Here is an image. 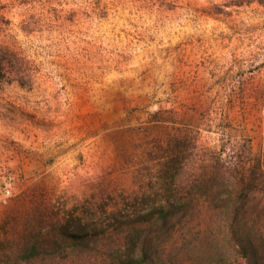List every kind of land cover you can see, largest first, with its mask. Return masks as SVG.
I'll use <instances>...</instances> for the list:
<instances>
[{"label": "rangeland", "instance_id": "rangeland-1", "mask_svg": "<svg viewBox=\"0 0 264 264\" xmlns=\"http://www.w3.org/2000/svg\"><path fill=\"white\" fill-rule=\"evenodd\" d=\"M0 40L32 71L24 86L0 78L1 238L24 234L43 204L97 211L106 229L104 209L123 206L120 195L153 164L148 149L172 137L189 155L179 243L196 252L224 236L227 187L193 186L211 174L195 163L219 157L246 174L264 162V0H0ZM244 208V220L264 223V186ZM13 255L0 244V264ZM98 256L66 249L24 264Z\"/></svg>", "mask_w": 264, "mask_h": 264}, {"label": "trees", "instance_id": "trees-1", "mask_svg": "<svg viewBox=\"0 0 264 264\" xmlns=\"http://www.w3.org/2000/svg\"><path fill=\"white\" fill-rule=\"evenodd\" d=\"M32 20L30 15L20 21L25 32L34 24ZM3 43L0 40V78L24 86L32 71L13 47ZM185 142L182 137H172L166 146L148 149L147 161L153 164L146 166L137 190L120 195L123 206L104 209L106 229L96 227L97 211L87 216L54 210L49 204L37 207L34 217L25 219L24 234L0 237V244L5 243L14 254L9 264H24L66 249L97 251L101 264H264V223L243 217L248 194L264 186V162L259 158L246 174L219 157L198 159L196 169L211 174L208 181L204 179L208 173L196 174L193 186L209 183L210 189L212 184L227 187V198L219 206L225 212L219 230L225 234L209 241L202 251H191L185 242L179 243L176 233L187 228L188 222L179 220L183 216L179 213L188 211L189 202L180 194L179 180L189 158ZM210 189L209 195L213 193ZM192 197L188 196L190 201L195 200Z\"/></svg>", "mask_w": 264, "mask_h": 264}, {"label": "built area", "instance_id": "built-area-1", "mask_svg": "<svg viewBox=\"0 0 264 264\" xmlns=\"http://www.w3.org/2000/svg\"><path fill=\"white\" fill-rule=\"evenodd\" d=\"M9 197H11V190L9 188H6L3 194L2 202L5 203V199Z\"/></svg>", "mask_w": 264, "mask_h": 264}]
</instances>
